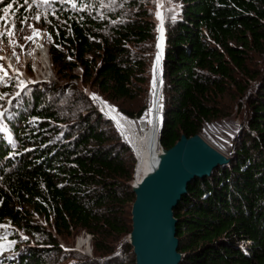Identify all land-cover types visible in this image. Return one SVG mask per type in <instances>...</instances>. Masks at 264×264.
I'll return each mask as SVG.
<instances>
[{
	"label": "trees",
	"instance_id": "trees-1",
	"mask_svg": "<svg viewBox=\"0 0 264 264\" xmlns=\"http://www.w3.org/2000/svg\"><path fill=\"white\" fill-rule=\"evenodd\" d=\"M14 1L0 5L1 31L11 27L2 12L9 4L13 27L25 29L30 19L44 29L56 79L70 82L65 88L93 109L63 116L58 105L67 98L55 83L53 92L33 88L9 105L0 101L14 116L6 122L9 143L0 135V225L10 226L0 227V264H43L45 255L65 252L76 259L65 264H135L126 256L131 246H120L131 231L134 155L122 129L82 89L131 120L147 116L157 3L70 0L36 22ZM160 3L166 35L160 146L168 150L181 136L202 134L233 104L245 107L230 163L192 181L175 207L180 264H264V0ZM54 93L59 101L49 99ZM81 232L91 236L90 258L63 251L59 242Z\"/></svg>",
	"mask_w": 264,
	"mask_h": 264
},
{
	"label": "water",
	"instance_id": "water-1",
	"mask_svg": "<svg viewBox=\"0 0 264 264\" xmlns=\"http://www.w3.org/2000/svg\"><path fill=\"white\" fill-rule=\"evenodd\" d=\"M157 11L162 14V7L158 8L156 6L155 16ZM156 22L157 32V16ZM165 42L166 35L163 28L158 96L159 88L163 84ZM154 48L156 55V43ZM151 72H153V69ZM84 92L91 100L93 99L97 103L101 102V97H96V95L85 89ZM163 114V104L161 102L159 133L162 129ZM133 121L138 122V120ZM124 142L129 145L125 140ZM157 144L160 146L159 140ZM130 148L133 152L131 146ZM230 156L231 153L228 156L219 153L205 142L200 134L190 138L181 136L174 143V146L168 150L160 146L158 154L150 158L149 170L142 175L140 181L136 179L135 175L132 176L133 181L129 185L135 198L130 208L131 231L126 241L132 248L135 264L181 263L182 256L178 252L179 240L176 237L175 207L181 198L187 194V187L192 181L207 178L216 168L228 165L232 159Z\"/></svg>",
	"mask_w": 264,
	"mask_h": 264
},
{
	"label": "rangeland",
	"instance_id": "rangeland-1",
	"mask_svg": "<svg viewBox=\"0 0 264 264\" xmlns=\"http://www.w3.org/2000/svg\"><path fill=\"white\" fill-rule=\"evenodd\" d=\"M5 1L6 0H4V2ZM14 3L17 10H19V7H21V5L23 4L28 12H33L35 19L36 17L42 19L41 16L42 11L43 12L51 11L50 8H52L54 5L67 4L70 3V0H48L47 3L45 2V0H29L28 4H25L24 0H19V1H14ZM154 9H155L154 10V16H155L156 7ZM13 10L14 8L11 7L8 8L7 12L2 11L4 12L3 16L5 20H7L9 26L11 27L5 28L4 29L5 35L0 36V57H2V59H0V85L2 89L3 87L5 88L4 89L5 92L0 94V101L8 102L9 105L10 102H12V99L18 96L17 93H19L20 95L25 90L26 93L31 92L32 90L35 89L40 92H44V91L53 92L54 90H52L51 88L55 83L58 84L59 88L61 87L60 89L56 88L57 90H59L58 92L64 94V96L67 98L66 100L63 99L62 103L60 102L58 105L59 107L60 106L62 107L59 112L62 113L63 116H67V117L71 116L75 118L77 117L78 113L84 114L85 112L92 110L93 106L85 103L77 93L75 94L67 87L65 88V85H67L70 82L63 83L65 80L59 82L56 79L53 68L50 65L49 53L47 51L49 46H53V42L49 38V36L46 35L45 30L40 29L36 27V25L30 23L31 22L30 19L27 20V22L29 23L27 24V27L25 29L19 27L16 28L13 27V22H12ZM39 19H36V22H39ZM155 20H156V16H155ZM1 26H2V20H0V28ZM9 31L14 33V35L9 37L7 35ZM4 32H2L0 29V33H4ZM34 32L38 33V35H34L33 34ZM28 36H32V39L30 40L26 39V37ZM3 40H7V41L3 42ZM254 57H255V61L259 65H261L262 61H259L258 59L259 56H254ZM152 64H153L152 66L153 69L154 63ZM5 73H7V75H5ZM74 74L75 75L80 74V70L76 69ZM21 81H23V85H21ZM82 90L84 91V89ZM49 99L53 101L55 100L59 101L55 93L53 94V96H50ZM8 105L0 109V113H3V115L0 116V135L2 136V138L7 137V132H5V130H7V126L5 125V123L7 121L12 120L14 117ZM97 106L98 108H100L101 111V106L100 105ZM244 108L245 107L242 106L240 110L238 108V105L236 106L235 104H233L231 106L232 113L229 116L225 117L220 122L212 123L209 126L210 127L209 130L208 131L206 130L203 132V134H201L204 141L207 142L211 147L215 148V150H217L221 154L224 153L227 156L230 153L232 154L233 151L232 145L229 144L227 140L231 138L230 135L234 134L237 135L238 137V135L241 134V126H240L241 117H242L241 111L245 112ZM106 118L108 119L107 116H105V119ZM230 157H232V155ZM134 161H135L134 164V169H135L136 165H138L137 164L138 161L135 160V157H134ZM132 181H130L128 184H130ZM36 221L42 224L43 227H45V224L41 219L37 218ZM3 225L6 226L3 228L10 229L9 225L4 223ZM59 239H60L59 242L61 244V247L63 246L62 247L63 251L66 249H68V251L69 250L75 252L78 251L86 258L91 257L92 242H91V236L88 235L87 233L81 232L80 235L70 239H66V238L64 239L59 238ZM126 239L127 237H124L120 240L121 241L120 246L122 243L127 242ZM82 243H84V245H82ZM119 248L120 247L115 248V251L118 252ZM52 254L54 255H48V256L45 255V257H43V259L45 260L43 264H60V263L65 264L69 261L71 263L76 262V259H74L75 256L72 254V252L57 254L56 256L55 253ZM126 256L131 258V260H134L131 251L126 253Z\"/></svg>",
	"mask_w": 264,
	"mask_h": 264
},
{
	"label": "bare ground",
	"instance_id": "bare-ground-1",
	"mask_svg": "<svg viewBox=\"0 0 264 264\" xmlns=\"http://www.w3.org/2000/svg\"><path fill=\"white\" fill-rule=\"evenodd\" d=\"M160 28L159 20L157 27V41H156V57L154 61V68L152 73V96L150 107L148 109V114L146 117L142 118L138 122H135L126 116L124 117L119 113L115 108L108 105L102 99L98 103L101 106V111L108 117L110 121H113L118 125L123 134L122 137L124 140L132 147L133 153L135 155L138 165L134 171L135 177L137 180L142 179V175L149 170V163L151 162L150 158L155 157L160 147L157 144L159 136V123L161 118V96L159 88L158 96V85L160 83L159 77L161 74V53H162V44H163V34L161 39V33L158 30ZM159 57V59H158ZM94 94V93H93ZM96 95V94H94ZM96 97H98L96 95ZM103 102V103H102ZM116 127V126H115ZM117 129V128H116ZM119 130V129H118ZM84 245V243H82Z\"/></svg>",
	"mask_w": 264,
	"mask_h": 264
},
{
	"label": "snow or ice",
	"instance_id": "snow-or-ice-1",
	"mask_svg": "<svg viewBox=\"0 0 264 264\" xmlns=\"http://www.w3.org/2000/svg\"><path fill=\"white\" fill-rule=\"evenodd\" d=\"M4 2V0H0V3H3ZM45 2L47 3L48 2V0H45ZM155 2L157 3V7L158 8H160V7H162V4L160 3V0H155ZM24 3L25 4H28L29 3V0H24ZM12 7V5L11 4H9L8 6H7V8H5V9H3V11L4 12H7V10H8V8H11ZM156 16H157V19L161 22L160 23V28L158 29L159 31H160V33H161V39H162V34H163V16H162V14L159 12V11H157V13H156ZM36 19H39V17H36ZM34 35H38V33H36V32H34L33 33ZM3 35H5V33H0V36H3ZM7 35L9 36V37H11V36H13L14 35V33H12L11 31H9L8 33H7ZM26 39H32V36H28V37H26ZM0 59H2V57H0ZM158 59H159V57H158ZM5 75H7V73H5ZM21 85H23V81H21ZM17 95H19V93H17ZM95 98V97H94ZM3 115V113H0V116H2ZM0 227H6L5 225H0ZM25 239H27L26 237H25Z\"/></svg>",
	"mask_w": 264,
	"mask_h": 264
},
{
	"label": "built area",
	"instance_id": "built-area-1",
	"mask_svg": "<svg viewBox=\"0 0 264 264\" xmlns=\"http://www.w3.org/2000/svg\"><path fill=\"white\" fill-rule=\"evenodd\" d=\"M211 124H212V123H211ZM211 124H210V125H211ZM210 125L205 126L204 131H206V130L208 131L209 128H210V127H209ZM204 131H203V132H204ZM202 134H203V133H202ZM200 135H201V134H200ZM201 137H202V136H201ZM230 137H231V138L228 139L227 142H228L229 144L232 145V149H233V145H234V143L231 142V140L233 141V139L235 138V135H234V134H233V135H230ZM202 138H203V137H202Z\"/></svg>",
	"mask_w": 264,
	"mask_h": 264
}]
</instances>
